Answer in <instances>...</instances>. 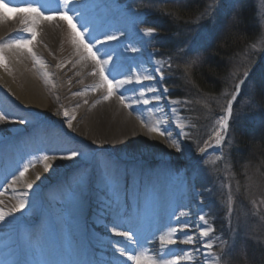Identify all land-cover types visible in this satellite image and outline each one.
Segmentation results:
<instances>
[{"label":"bare ground","instance_id":"6f19581e","mask_svg":"<svg viewBox=\"0 0 264 264\" xmlns=\"http://www.w3.org/2000/svg\"><path fill=\"white\" fill-rule=\"evenodd\" d=\"M3 2L15 11L0 9V51L7 61L6 65L0 64V112L13 121L14 136L0 143V209L8 213L22 200L26 206L0 223V261L5 264H16L17 261L23 264H90L103 256L104 263L109 259L108 264H132L117 250L120 247L129 251V242L117 232L132 231L137 228L139 218H146L133 255L147 249V255L159 261L170 259L171 254L183 255L181 250H192L195 264H204L201 245L212 238L213 233L207 238L199 236L201 222L198 216L205 215L203 204L197 199L193 186L186 181L190 175L179 176V169L187 166L191 153L181 144V152L171 147L172 140H185L177 120L184 122L171 112L179 104H169L166 96L165 100L145 105L142 100L150 99L152 94L139 97L138 90L142 86L135 83L115 90L111 99H103L106 88L92 90V86L101 82L98 72L92 74L95 61L81 45L76 43L70 47L69 59L60 61L57 57L69 50V46L62 43L55 45L54 38L65 28L58 19L40 20L35 24L38 35L31 45L35 55L15 46L17 39L30 38L26 29L32 26L31 17H28L29 23L24 24L25 14L18 10L41 6L45 15H49L55 10L53 6H44L42 0L32 4L16 0ZM115 2L75 0L72 7L80 5L77 10L83 15L73 21L78 27L87 21L93 35L100 39L105 34L117 33V30L124 33L117 41L93 48V51L100 48L97 55L101 59L105 58L106 50H114L112 64L105 69L107 73L109 68L116 66L110 79H120V76L124 79L135 73L154 74L156 59L146 48L148 38L141 41L140 22L130 14H121ZM80 31L83 32V28ZM85 39L92 43L87 35ZM126 48L139 51H125ZM150 83L153 82L145 81V86ZM121 95L125 96V103L120 101ZM55 97L62 105L59 124L44 123V108L49 98ZM134 98L140 99L141 103L126 106ZM160 108L164 109L163 113L158 110ZM65 110L68 116L64 115ZM72 116L76 118L69 128L68 121ZM21 119L26 122L21 123ZM163 120L168 123H162L161 129L171 132L170 137L167 133L161 136L150 130L153 124ZM185 129L186 124L183 132ZM68 148L82 151L85 156L74 160L60 158L67 154ZM44 155L49 157L48 161L20 175L25 164L31 165ZM19 158L21 165L12 163ZM106 161L116 175V182L111 187L104 180ZM163 163L165 166L160 169L158 166ZM166 175L172 179L170 185L176 184L177 179L182 182L175 201L171 199V193L165 192L168 186L163 177ZM82 179L81 188L78 181ZM29 183L32 188L27 187ZM59 189L67 194H59ZM147 189L152 191L146 198ZM143 202L147 208L144 215L139 213ZM37 206L52 212L56 228L50 233L39 229V244H29L26 229L38 226L34 220L27 224L23 215ZM181 211L189 213L180 223L183 224L184 219L190 222L192 226L186 232L193 236L195 243H180L185 234L178 233L174 237L178 240L176 245L161 249L159 237L169 226H177L172 215H179ZM104 212L109 214L104 216ZM114 221L121 222L117 232L111 231L116 226ZM31 232L35 242L33 235L37 233L33 229ZM218 247L214 246L212 251H217ZM197 248H201V253L195 251ZM169 249L170 254L166 255ZM181 264L189 262L182 261Z\"/></svg>","mask_w":264,"mask_h":264},{"label":"trees","instance_id":"16d2710c","mask_svg":"<svg viewBox=\"0 0 264 264\" xmlns=\"http://www.w3.org/2000/svg\"><path fill=\"white\" fill-rule=\"evenodd\" d=\"M139 1H143L148 12L146 26L158 29L157 47L164 57H172L178 66L175 74L182 75L185 66L192 65L188 74L190 84L173 86L178 91L175 90L173 97L193 99L199 95L219 96L225 90L224 86L229 84L236 64L251 62L248 65L251 69L261 60L255 72L243 84L229 123L227 140L231 141V145L228 146V158L234 175L241 182L236 200L238 207H246L249 218L247 228L239 231L236 239L239 249L234 246V252L227 245L228 258L223 259V264H264V218L261 220L260 214L252 208L251 198L243 186L246 177L253 173L264 184V55L262 51L252 50L262 36L257 4L255 0H243L238 6L228 9L222 18L219 16L217 21L214 18V24H217L214 32L205 42H200V55L196 62L187 65L184 62L191 55L180 49L196 24L204 23L205 16L201 17L200 13L208 8L212 0ZM198 115L203 123V115ZM238 207L235 205V210ZM236 219L230 221L229 234L218 221L215 226L226 233L227 239H231ZM253 226L255 231L252 232L250 227Z\"/></svg>","mask_w":264,"mask_h":264},{"label":"rangeland","instance_id":"374dc122","mask_svg":"<svg viewBox=\"0 0 264 264\" xmlns=\"http://www.w3.org/2000/svg\"><path fill=\"white\" fill-rule=\"evenodd\" d=\"M243 0H220L219 5H216L215 0H212L209 5H212L215 7V11L212 16L208 17L205 16L203 18L204 23H197L195 29L193 31H190V37H188L186 43L183 44L182 49H184L183 52L187 51L191 56L187 59L186 62H190L192 64V61H195L199 58V48H200V42H205L206 39L212 34L215 30L214 24V18L217 19L219 16L222 18L226 11L228 9H232L235 6H238ZM58 2V1H57ZM257 4L258 9V18L259 23L262 28V36L260 40L256 44L252 46V50L254 51H262L264 50V0H255ZM53 3V2H52ZM128 3V2H127ZM127 3H124L123 5L118 6V9H121L122 14H130V16L134 17L137 20L136 14L139 13L141 17H144L145 14L143 12L137 11L135 8H131L130 5H127ZM57 5L58 3L55 2ZM125 7H121L124 6ZM155 5V4H154ZM215 16V17H214ZM217 17V18H216ZM59 23L61 25L65 24V28L62 29V33L58 34L55 38V45L58 43V46L60 43L63 45L69 46L68 52H65L63 56H60V53L57 55V57L60 59V61L63 58L69 59V54H71L70 47H74L76 43L73 42V34L71 29L68 27L67 21L58 19ZM138 21V20H137ZM215 21V22H216ZM140 22V21H139ZM140 22V28L142 26V23ZM154 35L152 38H148L146 41L147 49L149 52L154 56L156 61L161 62H168L171 63V74L169 75V69L166 67L164 69L166 78L169 81V92L167 93V99L172 100H185L184 98H172L171 96V89L175 93V90L173 86L177 84H190L189 80V72H190V66L186 67L182 71V75L175 74L178 70V66L176 62H174L173 58L169 61V57H165V60L160 59V54L158 51L153 49L154 43ZM59 41V42H58ZM59 49V48H58ZM250 63H241L240 65H235L232 78L229 81V84L224 86V91L219 96H201L197 98H188L186 100L190 101L191 103L188 105L187 108H185L182 105H178L176 107L177 112L176 116L183 120V122L186 124L185 133L188 135L185 136V140L181 139L179 143L186 149L190 150V156L187 160V166L183 168V171L179 173V176H183L182 173L190 171V177L187 178V182H190V184L193 186V189L197 195V199L202 202L204 213L206 215V219L208 220L209 225H211L213 228H216L214 226V223H220L226 229V233L229 234V230L231 228L230 221L233 218H238L235 221L234 230L233 233H231L232 238L231 239H223V234H216V232H213V237H209L207 241L213 242L215 248L217 246V251L214 250L213 252L221 253V241L224 242L225 249H226V242H228V245H230V248L239 249L236 239L238 237L239 231H243L244 227L247 228L248 222L247 218H249V212L246 210L245 206L238 207V203L236 198V195L239 194V185H241V182L236 178V175H234L232 171V166L229 161V151L228 146L231 145V141L227 140L229 136V129L226 133H223L225 139L221 146H215V137L214 132L219 127L218 120L221 116L225 115V108L227 107V101L231 99L232 94L235 91V84L238 83L243 78V70L248 68L250 66ZM249 65V66H248ZM252 75V74H251ZM174 80V81H172ZM177 80V81H175ZM247 81V80H246ZM245 81V82H246ZM244 82V83H245ZM165 84V80L163 81ZM76 88V87H75ZM45 93H47L44 89L42 90ZM178 92V91H177ZM241 96L237 95V99ZM44 115L42 116V121L44 123L53 122V124L58 125V120L60 119L62 115V105L58 99V97H55V99L49 98V101L47 103V106L44 108ZM200 113L203 115L204 122L202 123V119L198 115ZM231 119V118H230ZM201 120V121H200ZM230 121V120H229ZM2 122V121H0ZM3 124L6 127L7 132L9 133V137H13V121L11 119H8L7 121H3ZM34 125V123H31ZM191 125H195V127H192ZM1 129V123H0V132ZM2 133V132H1ZM0 133V134H1ZM2 135V134H1ZM6 138V137H5ZM1 138V142L6 139ZM36 139V138H35ZM205 141H208L209 144L213 145L211 147H208L205 154H201L199 152L200 147L205 146ZM36 155V154H35ZM37 156V155H36ZM217 157H221V159H217ZM43 162L41 157L38 158L37 161L32 162V164H29V170L32 169L35 165H40ZM22 161L19 160L17 162V165H21ZM165 166V164H160L158 167L161 169ZM185 176V174H184ZM259 178L255 173L253 175H249V177H246L245 183L243 184L245 193L251 198L252 208L257 212V214H260L261 220L264 218V184L260 183ZM169 181H171L169 177ZM176 184L168 185L165 192L171 193L172 200L175 201L179 194V188L182 184L181 180H176ZM59 194H63V191L59 192ZM229 194H231L233 198V212L231 216H227L226 213V204L225 201L227 200ZM68 195H66L67 197ZM67 198L73 199L75 197L68 196ZM235 205L238 207L237 210H235ZM221 217V218H218ZM23 218L26 220L27 224L33 223L31 220L36 221V223L39 225L38 227L47 231V232H53L55 227V217L48 210L47 208L37 206L34 209H32L29 213L23 215ZM238 226V227H236ZM255 226L250 227L252 229V232L255 231L253 229ZM237 234V235H236ZM254 234V233H253ZM56 239H59L58 237H55ZM230 240L232 242H230ZM57 241V240H56ZM234 252L236 249H233ZM220 264H223V258L220 261Z\"/></svg>","mask_w":264,"mask_h":264},{"label":"snow or ice","instance_id":"6c2138e0","mask_svg":"<svg viewBox=\"0 0 264 264\" xmlns=\"http://www.w3.org/2000/svg\"><path fill=\"white\" fill-rule=\"evenodd\" d=\"M11 2V0H9ZM220 0H215L216 5H219ZM75 3V0H58L57 8L52 11V14L45 15V11L41 10V6H30L27 8H21L18 11L25 14V19L23 21L24 24L29 23L28 17H31V24L32 26L28 27L26 31L31 34L30 38L27 39H17L15 41V46L18 48H25L28 50V52L32 53L31 45L33 41L36 39L38 33L35 28V24L38 23L40 20H64L67 21L68 27L71 29L73 34V42L77 43L78 45H81L84 48V51L87 53L89 57H91L95 61V69L92 74H96L97 72L100 75L101 82L99 85L92 86V90L95 91L99 87L106 88V95H104L103 99H111V97L114 94V91L117 89L124 88L125 85L129 84H139L141 85V89L138 90V96L139 97H146L148 93H151V98H144L142 100V103L145 105L151 104L154 101L160 102L162 100L166 99L167 93L169 92V88L166 84L163 83V81L166 79V74L164 69L167 67L169 69V75L171 74V63L161 62V61H155L156 67L153 68L152 72L154 74H147V75H141L140 73H135L132 77L125 76L124 79H115L109 78L112 75V72L116 70V66L113 65L112 68L108 69V72H105V69L108 68L110 64H112L113 61V52L114 50H106L103 53L104 59H101L100 56L97 55L98 52H100V48H96L95 51H93V48L97 45H104L110 41H117L119 40L120 36L124 35L123 32H119L117 30V33L114 34H105L103 39H100L93 35V30L90 29L89 24L87 21L80 24L79 27L77 26V23L73 21L72 16H69V12H73L76 19L79 20L80 17L83 15L82 11H77L78 8H80V5H76V7H72V5ZM0 9L6 10L8 12L15 11V9H9L8 5L3 2V0H0ZM215 11V7L212 5H209L208 8H206L203 12L200 13L201 17L204 16H212ZM166 15H171V13H165ZM137 20L140 22H143V17L139 13L136 14ZM199 22V20H197ZM83 28L84 31H80V29ZM139 32L143 33V36L141 37V41L143 42L145 38H152L154 35L158 33L157 27H147L144 29H138ZM88 36L89 39L92 40V43H88L85 39V36ZM255 47V46H253ZM125 51H131V52H137L139 49L137 48H126ZM181 52L184 51V49H180ZM35 55L34 53H32ZM169 61L172 59V57L168 58ZM192 63H195V61H192ZM0 64H7L6 58L3 55V52L0 51ZM250 74V68H246L243 70V79H241L238 83L235 84V91L231 96V99L227 101V107L225 108V115L221 116L218 120L219 127L214 132L215 137V146H221L224 142V135L223 133H226L229 129V120L232 117L233 114V102L236 101L237 95H239L241 90V85L244 84L245 80H247L248 76ZM145 81H150L153 83L148 84L145 86ZM158 85V87H157ZM75 95H78L79 93H74ZM120 101L122 103H125V96H120ZM98 102V101H97ZM87 103V101H85ZM141 103V100L138 98H134L132 100V103H128L126 106L132 107V104ZM169 104H180L184 106L185 108L188 107V105L191 103L188 100H172L168 99ZM161 113H163L164 109L160 108L158 109ZM172 113H176L177 109L173 107L171 109ZM65 116H68V112L65 110L64 112ZM76 117L72 116L68 121V127H72L71 121L74 120ZM9 119V116L6 115L3 112H0V121H7ZM21 123H25L26 121L24 119L20 120ZM168 123V120L163 121H157L155 124L151 126V131L159 133L161 136H164L166 133L170 137L172 136L171 132H167L166 129H161V124ZM177 123L180 127L181 135L187 136L188 134L183 132V129L185 128V124L181 123L179 120H177ZM192 127H195V125H191ZM205 146L199 148V152L203 155L206 153V150L208 147H211L213 145L209 144L208 141H205ZM171 147L174 148L177 152H181L182 148L180 143L177 140L171 141ZM85 153L82 151L68 148L67 154L63 157H60L62 159L67 160H74L80 157H84ZM43 161H48L49 157L47 155H44L41 157ZM217 159H221V157H217ZM31 163V161H30ZM48 167L49 165H45ZM29 168V164L24 165L23 172L20 173L21 176H23ZM104 180L107 185L110 187L113 186L116 182V175L112 171L110 163L105 162L104 164ZM83 179L78 181V187H83ZM32 184L29 183L27 185L28 188H32ZM233 198L231 194H229L227 200L225 201L226 204V215L231 216L233 212ZM26 206L25 202L22 200L18 205H16L10 212L5 213L2 209H0V223L6 222V218L8 216H11L13 212H18L24 209ZM189 216L188 212L181 211L179 212V215H176L173 213L172 219L176 221L177 226H169L166 233L164 235H161L159 237L161 249H167L168 245H176L178 243V240L174 237L178 233H184V238L180 240V243L183 244H193L195 243V240L193 236H190L187 234L186 229H189L192 225L187 219H184L183 224H181L182 218H186ZM198 220L201 222L200 226H198L199 236L201 238H207L209 237L210 233H213L215 229L209 225L208 220L206 219L205 215H199ZM116 224L115 227L111 229L112 232H117V228L121 226L120 221H114ZM136 231L133 229L129 232H117V235H120L124 237L128 242H130L133 246H136L138 244V241L140 239L139 234L136 236H133V232ZM214 244L211 241H207L202 243L201 248L204 250L203 253H201V248H197L195 251L197 253H201L204 256V264H220L221 259H227L228 254L225 250L224 242L221 241V248L222 252L220 254L213 252ZM117 250L125 257H127L128 260L132 261V264H181L182 261L189 262V264H195V257L192 253V250H181L183 251V255L179 254H171L170 259L161 258L159 261L156 260L155 257L147 255V249H144L142 251H139V254L132 255L129 251H126L125 248L118 247ZM170 254V249L166 251V255ZM0 264H5V262L0 261ZM16 264H23L22 261H17ZM39 264V262H37Z\"/></svg>","mask_w":264,"mask_h":264}]
</instances>
